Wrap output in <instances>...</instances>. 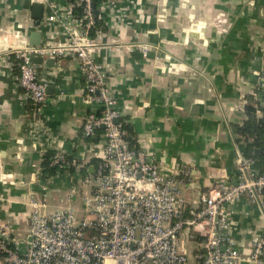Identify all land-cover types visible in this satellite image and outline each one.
<instances>
[{
    "label": "crops",
    "instance_id": "0c3cea01",
    "mask_svg": "<svg viewBox=\"0 0 264 264\" xmlns=\"http://www.w3.org/2000/svg\"><path fill=\"white\" fill-rule=\"evenodd\" d=\"M67 2L0 0V225L20 249L28 238L29 203L41 198L42 185L48 186L46 211L69 207L79 214L90 191L80 181L83 168L45 177V153L62 151L90 172L103 146L101 129L90 138L81 134L92 106L84 101L77 59L32 53L47 92L35 113L8 54L65 40L63 25L48 16L65 12ZM34 5L41 6L40 18ZM95 7L100 26L92 38L99 47L92 56L106 75L126 141L177 172L186 203L195 205L218 180L234 181L238 153L259 172L256 159L244 154L252 137L244 139L237 128L248 102L264 117V0H95ZM32 32L39 34L37 45L30 43ZM138 43L148 45L146 54L132 46ZM259 152L252 148L253 157ZM229 207L233 245L247 256L261 214L248 197Z\"/></svg>",
    "mask_w": 264,
    "mask_h": 264
},
{
    "label": "built area",
    "instance_id": "2783aa9c",
    "mask_svg": "<svg viewBox=\"0 0 264 264\" xmlns=\"http://www.w3.org/2000/svg\"><path fill=\"white\" fill-rule=\"evenodd\" d=\"M74 5L81 6L82 17L72 12ZM92 8V0L67 2L65 12L48 16L63 25L65 40L8 52L15 58L19 84L35 113L47 92L31 62L32 53L77 59L85 78L84 101L92 106L84 115L81 134L90 138L101 128L104 140L90 172L85 163L62 151L53 153L49 165L56 171L85 170L80 181L90 191L83 196L82 211L78 214L69 207L46 211L48 186L42 185L41 198L29 203L23 249L12 245L6 227L0 225V264H264V169L253 171L252 162L238 153L234 181H216L195 205H188L180 194L182 179L177 172L124 138L116 100L92 56L99 47L92 38L97 32ZM132 46L143 54L148 50L145 43ZM180 174L187 175V170ZM243 197L255 202L263 222L251 238L247 256L239 253L231 238L229 206Z\"/></svg>",
    "mask_w": 264,
    "mask_h": 264
},
{
    "label": "trees",
    "instance_id": "16d2710c",
    "mask_svg": "<svg viewBox=\"0 0 264 264\" xmlns=\"http://www.w3.org/2000/svg\"><path fill=\"white\" fill-rule=\"evenodd\" d=\"M69 2H74V0H69ZM92 7H93L92 9H93L94 18H95V29L98 30L100 26V22L96 14L95 0H92ZM81 9L82 8L80 5L79 6L74 5L72 12L75 14L76 17H82L83 13ZM91 34L93 36V32ZM255 109L256 108L249 102L245 105V112L247 114V119L245 120L243 125L237 128V131L244 139L252 137V141L250 142L247 141L246 143L247 144L246 152L244 154L251 156L254 160L256 159L254 164L261 171L264 169V117H261V118L256 117ZM96 114H99V113L96 112ZM119 121L121 122L122 129L124 130L125 125L122 122L121 117L119 118ZM124 136H125L124 138L127 139L125 134ZM253 147H257L260 150L259 154L256 157H253L254 155H252L251 153ZM53 153L54 152H50V151L46 152L44 155V158L42 159V163H41L43 174L47 178L56 174V168L54 166L49 165V162H50V159ZM96 162L94 164H96ZM68 170L71 172L72 168H69ZM60 171L64 172L63 169Z\"/></svg>",
    "mask_w": 264,
    "mask_h": 264
},
{
    "label": "water",
    "instance_id": "95a60500",
    "mask_svg": "<svg viewBox=\"0 0 264 264\" xmlns=\"http://www.w3.org/2000/svg\"><path fill=\"white\" fill-rule=\"evenodd\" d=\"M33 16L35 18H40V16H41V6L40 5H34V7H33ZM38 41H39L38 32H32L30 43L32 45H37ZM92 170H93V168L91 169V171ZM240 264H248V263L246 261H242Z\"/></svg>",
    "mask_w": 264,
    "mask_h": 264
},
{
    "label": "rangeland",
    "instance_id": "374dc122",
    "mask_svg": "<svg viewBox=\"0 0 264 264\" xmlns=\"http://www.w3.org/2000/svg\"><path fill=\"white\" fill-rule=\"evenodd\" d=\"M88 187V185H86ZM85 191V190H84ZM25 240H26V237H25Z\"/></svg>",
    "mask_w": 264,
    "mask_h": 264
}]
</instances>
